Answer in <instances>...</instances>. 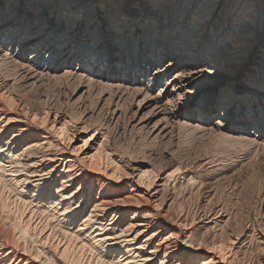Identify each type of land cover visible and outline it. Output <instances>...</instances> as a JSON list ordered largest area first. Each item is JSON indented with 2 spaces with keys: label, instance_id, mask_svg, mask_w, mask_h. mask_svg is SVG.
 Listing matches in <instances>:
<instances>
[{
  "label": "bare ground",
  "instance_id": "1",
  "mask_svg": "<svg viewBox=\"0 0 264 264\" xmlns=\"http://www.w3.org/2000/svg\"><path fill=\"white\" fill-rule=\"evenodd\" d=\"M28 9L33 10L29 21ZM52 20L55 32L47 38ZM62 37L67 38L64 43ZM18 39L13 55L0 54V65L17 69L21 81L32 71L16 61L43 54L61 59L57 68L66 78L82 76L67 71L84 46L79 65L91 59L85 66L94 69L89 75L103 86L122 89L115 83L127 78L128 61L142 64L137 82L150 79L153 86L161 85L160 91L153 97L136 87L123 91L151 102L165 124L170 118L178 124L181 108L198 98L190 113L196 114L195 122L207 117V130L232 120L239 133L250 129L253 138L264 136V12L246 0H0V44L9 41L12 48ZM96 42L105 45L97 59L92 52ZM164 95L170 100L160 103ZM115 96L121 101V95ZM23 107L16 105L9 112L0 104V264H42L39 254L44 250L49 262L56 263L55 252L49 253L35 228L31 231L19 226L17 218H8L10 196L20 207L18 215L29 210L71 247V255L78 249V264L85 256L96 264H264V236L258 240L259 261L238 258L230 243L240 229L228 233L220 212L208 204L192 216L185 214L173 193L163 194L164 180L158 184L156 172L140 167L142 182H132L127 189L120 187L121 167L109 169L108 156H95L77 169L76 161L65 157V148L47 136L28 139L27 124L35 123L31 117L45 114V120L49 113L38 115L33 106ZM92 128L106 143L100 130ZM65 130L56 133L69 139ZM142 184L155 185L154 194L139 190ZM3 219L11 228L5 229ZM196 227L204 232L195 233L196 238L187 235L197 232ZM25 235L42 246L39 254L31 252Z\"/></svg>",
  "mask_w": 264,
  "mask_h": 264
},
{
  "label": "rangeland",
  "instance_id": "2",
  "mask_svg": "<svg viewBox=\"0 0 264 264\" xmlns=\"http://www.w3.org/2000/svg\"><path fill=\"white\" fill-rule=\"evenodd\" d=\"M246 1L264 12V0ZM28 10L31 12H28L27 21L32 20L33 15V10ZM47 19L48 17L43 22H47ZM49 26L46 29L47 38L55 32V20H52ZM66 39L62 37L60 42L64 43ZM20 40H15L12 48L9 41L0 44V54L13 55ZM108 40L114 43L111 38ZM95 44L92 52L94 50L93 54L97 59L101 57L98 53L105 45L101 42ZM83 47L78 48L77 57ZM30 54L28 52L26 56ZM77 57L71 60V66L67 71L77 76L82 75L75 78H66L61 69L57 68L62 61L56 55L43 54L40 58L16 61L32 71L27 75L29 79L23 81L16 74L17 69L0 65L2 106L9 112L15 111L16 105L22 109L25 105L33 106L38 115L43 111L49 113L45 120L43 118L45 114L37 118L31 117L35 123L27 124L31 128L28 133L30 136L28 135L27 138L47 136L49 142L52 141L53 144H59L60 148H65V157L75 160L77 169L85 162L94 161L95 156H108L111 160L109 169L121 167H117V172L121 173L125 181L121 180L120 187L126 185L127 189L132 182H142L141 178L139 179L140 167L148 172L150 170L156 172L159 174L156 182L158 184L164 182L163 186L166 190L164 189L163 194L173 193L177 203H181V207L184 206L182 210L185 214L192 216L193 212L208 204L213 210L220 212L219 217H222L221 221L228 226L225 225L228 233L233 232L234 235L240 229L238 237H230L232 238L230 250L238 252V258L244 256L246 261H259L261 254L256 253L262 252L258 240L264 236V136L253 138L252 132L249 134V128V131L243 135L238 132L240 130L236 129L232 120H229L226 126L221 128L214 126L207 130L209 121L207 117L195 122L196 114L190 113L195 109L198 98L192 99L187 106L181 108L184 113H190V116L182 111L178 124L172 118L165 124L160 116H155L151 102H143L144 97L137 96L132 91H123L136 87L143 89V93L152 97L160 91L161 85L153 86L150 79L139 85L137 81L140 80L141 72L140 70L138 72L137 67L140 68L142 64L136 65L135 61H128L127 78H119V84L115 83V85L122 89L117 90L97 84L95 81L99 79L96 80L93 75H89L94 69L85 66V63H89L91 59L79 65L80 58ZM86 78H91L92 81ZM132 80H135L134 83ZM117 94L122 96L121 101L115 98ZM164 96L162 97L164 100L160 103L170 100ZM233 117L234 115L232 119ZM218 121L221 119L218 118ZM92 127L100 130V134L106 138V143H101V135H93ZM61 128L66 129L69 139L57 135ZM91 135H93L92 142L87 144ZM45 150L46 147L41 149V151ZM109 176L111 172L105 180H108ZM161 179L164 181L162 182ZM154 188L155 185L147 187L146 184H142L139 190L144 194L152 195ZM9 200L6 208L8 218H17L16 222L20 223L19 226L27 227L31 231L35 228V234L39 235L41 243L48 248L49 253L55 252L56 263L49 262V257L45 256L46 250L39 254L42 246L32 243L25 235V238L30 240L31 252H38L40 255V263L69 264L73 259L71 262L78 264L80 254L78 249H75L74 254L71 255V247L60 240L58 235L51 234L43 221L30 215L29 210H24L22 216L18 215L16 210L20 207L17 208L12 196ZM175 209L177 212V208ZM3 221L7 223L5 229L11 228L9 220L3 219ZM203 232L204 230L189 231L190 234L187 235L196 238L198 237L196 234ZM63 250L66 252L65 255L62 253ZM215 257L218 259V255ZM81 264H96V262L89 263L88 257L85 256Z\"/></svg>",
  "mask_w": 264,
  "mask_h": 264
}]
</instances>
